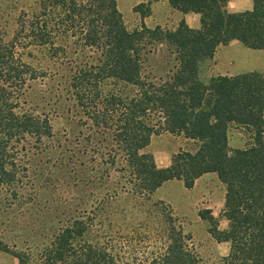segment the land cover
<instances>
[{"label": "trees", "instance_id": "obj_1", "mask_svg": "<svg viewBox=\"0 0 264 264\" xmlns=\"http://www.w3.org/2000/svg\"><path fill=\"white\" fill-rule=\"evenodd\" d=\"M167 1L183 14H198L199 29L181 21L172 30L142 24L128 31L116 0H37L30 15L19 17L11 39H0V188L12 194L21 183L15 145L52 138L48 119L25 113L18 101L26 84L44 75L17 50L45 48L59 66H72L58 90L75 101L92 128L108 135V164L114 168L117 158L126 163L134 191L151 196L173 180L189 190L203 175L216 174L225 188L221 217L227 226L219 230L208 211L201 218L215 243L229 244L222 264H264V73L204 80L200 72L218 46L232 41L264 51V0H252V10L243 13L228 12L230 0ZM67 41L81 56L72 57ZM156 44H166L175 61L173 71L158 78L147 69ZM231 127L246 135L243 148L229 147ZM159 132L195 147L173 154L160 169L146 151ZM92 227L74 219L53 234L40 263L125 264L106 243L91 240ZM178 230H171L165 253L146 264H208ZM0 252L26 263L6 244Z\"/></svg>", "mask_w": 264, "mask_h": 264}, {"label": "rangeland", "instance_id": "obj_2", "mask_svg": "<svg viewBox=\"0 0 264 264\" xmlns=\"http://www.w3.org/2000/svg\"><path fill=\"white\" fill-rule=\"evenodd\" d=\"M36 3L37 0H0V39H11L19 17L30 15ZM116 3L128 31L140 29L142 24L155 28V19H165L170 24L167 30L179 24L172 19V8L164 0ZM140 4L143 8L135 10ZM140 12L146 16L141 17ZM67 42L72 57L81 56ZM17 52L25 64L44 75L28 82L18 101L25 113L48 119L52 138L43 139L41 144L26 138L14 146L21 183L15 185L12 194L0 188V244L22 255L25 264H41L39 256L53 234L78 219L92 223L91 240L106 243L125 264H146L160 257L169 246L171 230L178 229L188 249L203 263L222 264L229 244L215 243L207 220L201 218L208 216V211L217 220L219 230L227 226L221 217L225 188L216 174L203 175L189 190L181 181L173 180L151 196L139 195L121 158L116 159L114 168L109 166L108 135L92 128L75 101L58 90L72 66H59L45 48L29 47ZM174 66V55L166 44H156L147 62L150 73L164 77ZM215 66L212 61L204 63L202 79L216 77ZM245 143L243 130L231 127L229 147L243 148ZM194 147L182 137L159 132L151 137L146 151L160 168L166 158L170 165L173 154ZM0 264L20 263L0 252Z\"/></svg>", "mask_w": 264, "mask_h": 264}, {"label": "crops", "instance_id": "obj_3", "mask_svg": "<svg viewBox=\"0 0 264 264\" xmlns=\"http://www.w3.org/2000/svg\"><path fill=\"white\" fill-rule=\"evenodd\" d=\"M164 4L170 7L167 0H164ZM252 7V0H230L227 4V10L230 13L247 12L252 10ZM171 11L172 16H174L173 20L176 18L177 22L183 21L192 30L199 29L200 16L198 14H183L174 9H171ZM155 26L168 29L170 24L165 19H155ZM254 58L256 59L253 60ZM211 61L214 62L218 71L215 76L233 77L250 72L264 73V51L250 50L237 41H232L226 46H218ZM167 161L168 159L166 158L160 168H167L169 166Z\"/></svg>", "mask_w": 264, "mask_h": 264}]
</instances>
